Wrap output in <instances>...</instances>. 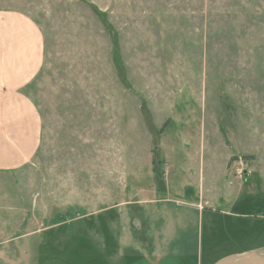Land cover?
Masks as SVG:
<instances>
[{
    "label": "rangeland",
    "instance_id": "1",
    "mask_svg": "<svg viewBox=\"0 0 264 264\" xmlns=\"http://www.w3.org/2000/svg\"><path fill=\"white\" fill-rule=\"evenodd\" d=\"M0 11L31 17L46 55L27 88L41 147L0 171L4 264H264V0ZM176 221L183 255L148 262Z\"/></svg>",
    "mask_w": 264,
    "mask_h": 264
},
{
    "label": "crops",
    "instance_id": "2",
    "mask_svg": "<svg viewBox=\"0 0 264 264\" xmlns=\"http://www.w3.org/2000/svg\"><path fill=\"white\" fill-rule=\"evenodd\" d=\"M45 60V40L37 23L23 12L0 11V171L25 166L41 147L42 117L27 88L42 71ZM189 204L198 211L205 210L195 202ZM177 223L159 225L158 235L163 236L149 240L153 248L144 255L148 262L183 255L185 251L179 246L184 240L171 236L175 234L172 230L185 227L184 222ZM3 244L0 241V263L4 264L11 258H7Z\"/></svg>",
    "mask_w": 264,
    "mask_h": 264
},
{
    "label": "trees",
    "instance_id": "3",
    "mask_svg": "<svg viewBox=\"0 0 264 264\" xmlns=\"http://www.w3.org/2000/svg\"><path fill=\"white\" fill-rule=\"evenodd\" d=\"M154 162H155V157H154Z\"/></svg>",
    "mask_w": 264,
    "mask_h": 264
}]
</instances>
